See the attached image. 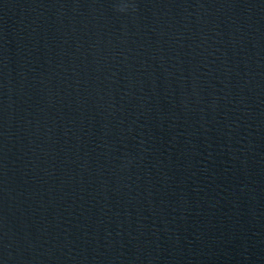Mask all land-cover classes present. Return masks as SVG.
Masks as SVG:
<instances>
[{
    "label": "water",
    "instance_id": "water-1",
    "mask_svg": "<svg viewBox=\"0 0 264 264\" xmlns=\"http://www.w3.org/2000/svg\"><path fill=\"white\" fill-rule=\"evenodd\" d=\"M0 264H264V0H0Z\"/></svg>",
    "mask_w": 264,
    "mask_h": 264
},
{
    "label": "clouds",
    "instance_id": "clouds-1",
    "mask_svg": "<svg viewBox=\"0 0 264 264\" xmlns=\"http://www.w3.org/2000/svg\"><path fill=\"white\" fill-rule=\"evenodd\" d=\"M120 10H123V8H121Z\"/></svg>",
    "mask_w": 264,
    "mask_h": 264
}]
</instances>
